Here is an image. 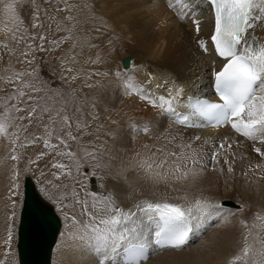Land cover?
<instances>
[{"label": "bare ground", "instance_id": "1", "mask_svg": "<svg viewBox=\"0 0 264 264\" xmlns=\"http://www.w3.org/2000/svg\"><path fill=\"white\" fill-rule=\"evenodd\" d=\"M104 1H102L103 4ZM196 3L200 5L196 8L197 16L191 19L187 17L181 22L179 12L176 13L169 7V0H113L114 7L107 8V10L111 9V12L107 11L109 15L108 22H106L108 23L107 32H105L108 33V37L110 32L113 38L106 40L107 38L103 37L105 42L101 40L104 33L103 27L96 26L85 17L79 16V21L83 25L78 26L79 31L85 32V37L87 36L92 41L91 44L98 42L101 44L102 41L107 43L108 48L107 52L105 51L108 56L103 57L102 62L107 61L109 65L105 69V76L100 77L103 78L101 85L95 87L94 84L89 88L86 87L88 84L83 83L78 86V98L85 99L91 108H83L85 114L78 113L81 117L78 118V122L86 127L79 130L76 129L75 124L72 127L73 133L79 135L80 139L83 134L87 138L84 140L85 143L79 144L75 151H79L81 146L89 149L95 147L102 162L107 165V167L95 169L100 175L102 189L108 191L115 203L126 211L132 209L138 201L143 199L152 201L167 199L170 202L183 203L182 197L185 195L191 199L203 194L222 205L219 216L203 220L204 231L199 230V227L194 230L187 246L173 250L161 249L152 244L149 248V259L144 264H229L232 257L243 247V235L247 229L240 224L241 220L247 221L250 227L255 224L256 227L252 229L253 234L264 238V221L256 219L257 214L264 216V169H249V164H264V159L253 151L252 142L235 133L230 125L202 128L175 124L172 119L166 117L159 106H152L135 92L126 94L123 87L126 77L115 75L117 71L125 73L121 71L120 63L118 64L117 61L121 62L127 51L140 52L142 58H138L139 65L136 64L134 57L129 56V64L123 67L127 76L133 78L132 83L142 87L146 95L152 98L160 96L172 98L176 110L181 112L186 111L185 105L189 102V96L218 100L213 96V73L218 71L225 61L216 55L210 42L214 24L213 14L206 0H196ZM194 18L201 21L199 34L195 32L193 23L189 21ZM255 34L259 42L264 43V22L257 26ZM191 38L206 39L208 51L205 53L199 49L196 42L195 47L191 46ZM187 46H190L191 50H188ZM92 47L85 46L83 54L79 56L82 63L86 62L85 59H89L90 65L94 54L99 53L97 49L98 52L94 49L93 54ZM101 50L104 52V48ZM114 50L117 51L119 59L113 62L111 56L114 55ZM13 57V55L5 54L4 61L12 62ZM206 81L211 84L205 88L207 92H211L210 95L202 96L191 93L198 88L199 83L203 84ZM78 106L82 107L83 102L76 103V108L73 110L78 111ZM70 114L74 116L72 110ZM133 123L141 127L147 124L153 131L149 134L133 132L130 130V125ZM58 128L57 135L64 136L61 126ZM12 129L13 127H10L9 133ZM169 132L176 137L175 140L164 139V135ZM9 133L6 138L0 137V260L4 264H15V231L20 201L18 192L16 196L13 194L17 180L13 182V174L9 175L7 162H3L10 158L8 155H15V152H11L13 151L11 150L13 140L10 141L11 134L9 136ZM196 136H199L200 140H195ZM225 137L229 142L235 141L231 151L226 153L230 162L234 160L232 173L227 172V166L223 164V156L220 157L221 163L216 166V171L211 170L209 163L213 145H218ZM65 139L68 138L65 137ZM189 140L192 141L193 148L199 147L207 154L202 161L205 171L196 179L189 178L187 181L173 183L171 186L154 184L143 170L137 168V162L142 158L147 159L156 148L164 147L165 150L179 152V149L174 146ZM205 141L207 143H204ZM57 143L58 146L54 150L56 152L65 151L64 147L59 145V142ZM68 143L70 149L74 147L73 141L68 140ZM232 152H235V157L232 156ZM62 158L68 160L64 156ZM158 158L159 154H157ZM38 161L32 168L42 184L41 165L44 161ZM49 166L50 163L46 167ZM84 166L91 168L90 163H84ZM219 168H224V172L221 173ZM245 172L247 175H244ZM29 178L39 201L56 214L60 223L54 235L48 264H95L90 254L74 239L81 225L89 222V217L81 214L80 206L74 203L70 195L73 186L72 179L63 176L59 180L56 178V183L44 185V192L57 201L64 194L54 185L60 184L62 187L68 185L69 195L63 199V203L68 205L63 210L64 217L65 212L69 217L76 216L80 221L79 225L74 224L70 218H65L62 224L54 207L39 195L31 176ZM80 180L81 183L75 185L76 191L81 199H88L91 202V197L87 194L92 192V188L82 176ZM98 195V199H103L100 194ZM9 230L12 236L6 245L4 242L8 240ZM145 235L150 236L151 233L146 231ZM236 264H241V262H236Z\"/></svg>", "mask_w": 264, "mask_h": 264}, {"label": "snow or ice", "instance_id": "2", "mask_svg": "<svg viewBox=\"0 0 264 264\" xmlns=\"http://www.w3.org/2000/svg\"><path fill=\"white\" fill-rule=\"evenodd\" d=\"M206 2L214 17V30L210 36V42L217 56L226 61L219 71L213 73V87L219 96V102L193 97L185 105L186 111L180 112L176 110L172 98L164 96L152 98L144 93L142 87L133 84V78L127 76L126 72L117 71L115 75L126 77L123 83L126 94L135 92L152 106H159L166 117L172 119L175 124L187 127L230 125L235 133L252 142L253 151L264 159V43H260L255 34L257 26L264 22V0H206ZM199 6L196 0H175V3L169 0V7H179L181 20L186 19L189 12L195 16L196 8ZM13 7L11 3L5 5L6 11H12ZM192 23L195 32L199 34L201 21L193 19ZM37 26L33 25V27ZM11 39L19 43L23 37L17 38L13 34ZM44 39V36H39V40ZM196 44L205 53L208 51L205 40L197 39ZM3 48L5 54H14L9 43H4ZM37 49L43 51V46L37 45ZM20 56L23 59L18 62L32 63L27 59V52L21 51ZM67 71L72 72V69L68 68ZM25 76L35 77V72L17 71L7 79V83L12 84L15 91L8 97V101L12 102L11 106L8 107L5 102V111L0 114V137H7L12 126L7 123L9 120L27 119L31 123L34 117L42 118L44 114H48L50 123H60L64 136L57 135L56 140L65 151L59 152L58 155L66 157L70 163H56L53 167L61 170L56 174L57 180L61 176L72 179L70 195L74 203L80 206L81 214L89 217V222L81 225L74 239L90 254L95 264H106V262L107 264H144L149 259V248L152 244L161 249H182L188 245L194 230L202 226L203 220L220 215L222 205L203 194L191 199L185 195L182 197L183 203L170 202L167 199L157 201L143 199L127 211L117 205L107 194L103 196V199H98L97 193L91 192L87 194L91 197V202L88 199H81L75 187L81 183L80 177L87 180L89 175H96L95 169H101L107 165L102 162L95 147L89 149L81 146L79 151H72L69 148L68 140L78 141V136L72 131L74 122L67 115L66 103L61 102L60 107L48 104L47 101L52 100L53 97L47 94L39 96L38 94L44 91L43 86L37 87L35 79L31 82L24 81ZM69 79L75 80L77 77L72 75ZM56 96L60 97V93L57 92ZM17 101L24 107L18 106ZM20 112H25L27 115L19 117L13 115ZM62 112L63 115H61ZM75 127L79 130L86 125L75 122ZM45 129H48V125H45ZM130 130L144 134L153 131L147 124L141 127L134 123L130 125ZM169 138L176 139L170 132L164 135L165 140ZM194 139L200 140V137L196 136ZM233 143L235 141L229 142L225 137L218 145H213L209 162L211 170H217L216 166L221 163L220 157L223 156V164L227 166V172L234 171V160L230 162L226 154L231 151ZM44 146L55 148L58 145H52L49 140H45ZM145 147L148 146L145 145ZM174 147L178 148L179 152L165 150L164 147L156 148L147 159L142 158L137 162V168L143 170L152 183L167 186L187 181L189 178L194 180L205 171L202 161L207 154L199 147L193 148L191 140L176 144ZM157 154H159L158 159ZM231 154L233 157L236 155L235 152ZM11 159L16 161L19 157L13 155ZM29 163H35V161L30 160ZM84 163L91 164L90 171H84ZM198 165L199 168H197ZM249 169H264V164H249ZM219 171L223 173L224 168H219ZM244 175H247V172ZM18 178L19 172L14 170L13 182ZM48 183L52 184V181ZM54 187L64 194L57 200L61 209L64 210L68 207L63 203V199L69 195V186L62 187L56 184ZM42 191L45 190L42 189ZM45 194L47 195V192ZM65 218H70L74 224H80L76 216L69 217L67 212H65ZM256 219L264 221V216L257 214ZM240 224L247 229L243 235V247L232 257L229 264H236V262L264 264V238L253 234L252 229L256 227L255 224L250 227L244 220H241ZM146 231L151 235L146 236ZM11 236V230H9L8 240L4 242L6 245L10 242ZM0 264L4 262L0 260Z\"/></svg>", "mask_w": 264, "mask_h": 264}, {"label": "rangeland", "instance_id": "3", "mask_svg": "<svg viewBox=\"0 0 264 264\" xmlns=\"http://www.w3.org/2000/svg\"><path fill=\"white\" fill-rule=\"evenodd\" d=\"M102 1L104 0H0V82H2V84L0 83V114L5 111V102H7L8 107L11 106L12 102L8 101V97L13 95L15 91L13 85L6 82L8 77L11 76L12 73L17 71H34L35 77L25 76L23 78L24 81L31 82L33 79H35L36 86H43L44 88V91L38 94L39 96H45L46 94L52 96L53 99L48 100L47 103L50 105L55 104L56 107H60L61 102L66 103L67 115H69L70 119L74 122L73 126L75 122L79 121L78 118L81 117L78 115L85 114L84 109L90 108L85 99H79L77 96L79 84H88V86L86 87L94 86L95 84V87H99L103 80V78L100 77L103 75L105 76V69L107 65H109V63L107 64V61L102 62L103 57L105 58V56H108V53H106L108 50L106 46L107 43H103L102 41L105 42L104 38H107L106 40H108V38L110 37L113 38L112 34L109 31V37L108 33L105 32H107V18L109 12H111V9L114 7V4L113 0H108L110 1V3L112 2L111 4L107 0L104 1V4ZM9 3L13 4L14 6L12 11H6L5 9V5ZM102 5L106 7V11L103 9L104 7ZM108 7H110L111 9L107 10ZM172 9L176 11V13L179 12V9L177 10V8H171V10ZM79 16L83 18L85 17L90 23L96 26L98 25L100 27H103L104 33L101 36V40L103 39L101 41V44L100 42H98L97 44L95 43L96 45L94 44V46L93 44H91L92 41L87 36L85 37V32L79 31V27L83 26L79 21ZM13 17H15V20H13ZM69 17H71V19H69ZM187 17L191 19L193 16L189 12ZM183 21L184 19L181 20V22ZM189 21L192 22V20ZM34 24L38 26L33 27ZM101 24L103 25L101 26ZM115 33L116 32L114 31V34ZM13 34H15L17 38L23 37V39H21L20 42L17 43L11 39ZM41 35L45 37L43 41L39 40V36ZM195 42L196 39L191 38V46L194 45L195 47ZM4 43H9L10 47L14 51L12 62H7V60L4 61ZM29 45H31V48H29ZM37 45H42L43 51L38 50ZM85 46H93V50L97 49L99 51V53H95V50L94 52L92 51L93 54H95L90 65V61L88 62L89 59H85L86 62L84 63H82L79 59V56L82 55L85 50ZM99 47L104 48V52L103 50H101L102 48ZM187 49L191 50V47L187 46ZM21 51L28 53L27 59L32 61L31 64L18 62L20 59H23V57L20 56ZM102 54H104V56ZM141 55L142 54L140 52L136 53L134 51H127L124 57H134L136 60V64L139 65L140 60L138 58H142ZM95 58L96 61L94 62ZM111 58L113 59V62L115 59H119V55L116 50H114V55L111 56ZM122 61H117V63H120L121 71L126 72L123 67ZM5 64H7V66H5ZM68 68H71L72 72H68ZM207 71H209V69ZM72 75H75L77 79H69V77ZM4 76L7 79H4ZM210 78H212V76ZM164 88L166 89V87ZM57 92L60 93V97L56 96ZM82 102L83 106H78V111H74L73 109L76 108V103L81 104ZM85 102L87 104H85ZM16 103L18 106L24 107L21 102L17 101ZM71 110L73 111L74 116L70 114ZM63 114L64 113L62 112L61 115ZM13 115L19 117L26 116L27 114L25 112H20L13 113ZM7 123L11 124V127H13V129L9 133V136L11 134L10 141L13 140L11 144V150L13 151L11 152H15V155L19 157V159L13 161L11 159L12 155L10 154L8 155L10 156V158L3 161L7 162L6 165L8 167L9 175H12L14 170H17L19 172V178L17 180L15 191H13V194L15 196L16 192H18L20 201V208L16 223L14 248L16 257L14 258V261L16 260L15 264H19L16 242L20 220V211L24 194V177L25 175L31 176L36 185L37 191H39V195L50 202V204L56 210V213L59 214L58 216L60 217L63 224L65 217L63 210H61L59 206V203L46 195L45 192L42 191V189H44V185H49V181H52V183L57 182L55 180L56 174L59 173L60 170L54 168L53 165L56 163L69 164L70 161L64 160L61 155H58L59 151L56 152L54 150L57 147L46 148L44 146L45 140H49L50 144L52 145H54V143L55 145H58V143L56 144V142H58L56 140V136L59 129L58 127L61 126L58 122L54 124L50 123L48 120V114H44L42 118L34 117L31 123H29L27 119L9 120L7 121ZM45 125H48L47 130L45 129ZM49 132H51V135H49ZM77 136L78 141H73L74 147L71 148L72 151H75L78 148L79 144H84V140L87 139L86 135L84 134L81 136V139L79 138V135ZM41 153H44V155L41 156ZM53 153H55V155ZM47 157L49 159H47ZM30 160L35 161V163H38V160H40L41 162L42 160L44 161L45 165H41V173H43V175H41V177L43 178L42 184L37 179L35 171L32 168L35 163L29 164ZM49 163L50 166L47 168L46 166H48ZM90 170L91 168L84 166V171L87 172ZM100 180V175L97 172L95 176H88L87 183L92 188L91 191L97 193V196H99L98 194H100V197H103L105 194L109 195L108 191H106L104 188L102 189ZM199 230L204 231L205 226L199 227Z\"/></svg>", "mask_w": 264, "mask_h": 264}, {"label": "water", "instance_id": "4", "mask_svg": "<svg viewBox=\"0 0 264 264\" xmlns=\"http://www.w3.org/2000/svg\"><path fill=\"white\" fill-rule=\"evenodd\" d=\"M129 60V56L124 57L123 65L127 66ZM59 224L56 214L39 201L31 179L25 175L16 242L19 264H48Z\"/></svg>", "mask_w": 264, "mask_h": 264}, {"label": "flooded vegetation", "instance_id": "5", "mask_svg": "<svg viewBox=\"0 0 264 264\" xmlns=\"http://www.w3.org/2000/svg\"><path fill=\"white\" fill-rule=\"evenodd\" d=\"M208 85H210V83L208 81L204 82L203 84L199 83L198 88L193 90L191 93L192 94H199L202 96H208V95H210V92L207 93V91L205 89Z\"/></svg>", "mask_w": 264, "mask_h": 264}]
</instances>
